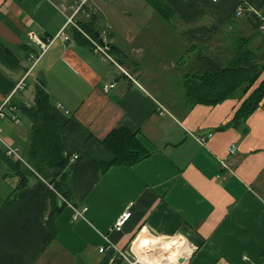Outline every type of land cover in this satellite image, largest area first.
Listing matches in <instances>:
<instances>
[{"label":"crops","instance_id":"obj_1","mask_svg":"<svg viewBox=\"0 0 264 264\" xmlns=\"http://www.w3.org/2000/svg\"><path fill=\"white\" fill-rule=\"evenodd\" d=\"M79 1L0 0V106L9 98L10 103L31 104L36 85L45 81L65 129L64 150L78 156L70 165L74 201L86 208L75 218V205H68L56 221V238L47 244L49 183L33 175L13 196L19 178L0 161V188L5 191L0 194V264H129L120 252L141 258V248L150 250L159 241L146 238L144 229L184 237L194 247L186 264H264V99L237 127L217 131L233 119L252 89L240 90L214 107L191 105L183 88L173 90L174 83L147 76L149 69L120 41L117 9L107 18L95 0H87L86 12L99 16L101 30L109 29L118 47L113 54L128 73L77 42L72 26L71 41L57 39L33 62L30 55H39L41 49L37 42L29 44V34L42 40L55 36L72 12L59 8ZM166 3L170 17H160L172 30L170 50L180 47L185 53L192 45L210 49L216 43L221 48L242 34L252 38L253 48L264 51V41L254 45L262 34L254 36L244 14L235 16L240 0ZM251 8L264 13V0H254ZM86 12L77 15L78 21L90 19ZM158 25L163 33L168 28L161 20ZM172 65L173 70L180 66ZM110 83L115 86L106 92L103 86ZM17 115L16 122L4 118L0 125L6 138L26 154L31 123ZM120 125L136 132L151 155L131 167L111 165L103 172L101 163L115 158L103 141ZM127 211L131 216L122 230H110Z\"/></svg>","mask_w":264,"mask_h":264},{"label":"trees","instance_id":"obj_2","mask_svg":"<svg viewBox=\"0 0 264 264\" xmlns=\"http://www.w3.org/2000/svg\"><path fill=\"white\" fill-rule=\"evenodd\" d=\"M253 2L254 0H240L238 7L244 9L243 14L251 21L256 36L261 33L264 13L255 12L251 8ZM148 3L160 16L165 19L170 17L166 0H148ZM235 16H238L236 12ZM78 23L80 29L72 28L74 38L77 42L91 47L90 38H98L102 28L99 25V16L92 14L89 20ZM251 42V37L240 34L233 37L230 43L224 44L225 51L222 54H214L209 51V47L192 45L189 51L195 49L197 54L191 56L189 61L185 57L181 58V63L189 65L182 78V87L185 99L191 105L214 107L233 98L240 90L250 92L252 89L233 119L218 127L217 131L225 130L229 125L237 127L241 119L254 113L264 99V51L253 48ZM112 46V52L115 53L118 47L114 44ZM24 47L27 51L28 45ZM5 48L11 52L9 48ZM10 104L15 107L16 114L31 122L29 146L26 154L23 152L22 155L25 162L7 156L0 147V161L19 178L13 196L28 186L29 178L33 175L40 176L49 183L48 209L45 214L49 229L46 243L49 244L58 234V217L69 204L76 206L70 178L72 156L63 147L65 129L54 112V100L46 90L44 80L36 85L34 101L31 104ZM103 142L115 157L110 163H101L103 172L111 165L131 167L151 155L138 139L137 133L123 125L115 127Z\"/></svg>","mask_w":264,"mask_h":264},{"label":"rangeland","instance_id":"obj_3","mask_svg":"<svg viewBox=\"0 0 264 264\" xmlns=\"http://www.w3.org/2000/svg\"><path fill=\"white\" fill-rule=\"evenodd\" d=\"M94 1V0H91ZM100 5L104 6L103 8V14L105 17L109 18L114 15L113 8H116L118 11V14H120L119 18L116 21V26L119 27L118 31L120 34V41H123L124 43H128V50L129 54L133 59L135 60H142V65L147 67L149 70H147V76L153 78V80H160L169 83H174L175 86L171 87L173 90H180L182 89L181 84V78L180 75L183 72H187L188 69V63L183 64L179 62V57L182 56L185 57L186 61H189V58L191 56H195L197 54L196 50L193 49L192 51L187 50L185 53L181 50V48H176L174 51L170 50V43L173 42L172 39H170V34L172 33V30L169 28L170 24H168L167 21L162 19L159 14H157L151 5L143 0H111L113 1V6L111 7L110 0H95ZM128 1V2H127ZM126 12L130 13V15L126 14ZM126 14V15H125ZM156 17L152 18L151 15H154ZM91 16V14L89 13ZM158 17V18H157ZM150 18V19H148ZM245 18V17H244ZM243 18V19H244ZM163 21L165 25L168 27L165 32L161 31V28L159 27L158 23L159 21ZM244 25H246L245 22H243ZM248 26V25H246ZM251 27V26H249ZM247 28V27H246ZM252 28V27H251ZM121 29V30H120ZM261 30V34L263 35V30ZM249 31V30H247ZM249 34V33H248ZM260 35L258 39H256L255 44L262 45L264 38ZM257 41L259 43H257ZM127 44V45H128ZM224 46V45H223ZM220 46L216 43L213 44L209 51L216 52L218 50H221L224 47L219 48ZM256 47V46H255ZM144 51H140V50ZM264 50V49H263ZM143 57V58H142ZM175 57V58H173ZM174 60V61H173ZM170 64H167L169 63ZM173 61V62H172ZM172 63H177L180 66L177 68V70H173L174 67ZM181 63V64H180ZM166 65H169L166 67ZM165 66V68H164ZM175 66V65H174ZM124 68V67H123ZM124 71L128 73V71L124 68ZM164 76H168V78L163 79ZM29 84V90L33 91L34 88V78L31 76L28 80ZM178 86V87H177ZM169 89V88H168ZM22 120L28 124L31 122L26 117H21ZM8 120V121H7ZM6 122L11 121L8 118H5ZM13 122V121H11ZM2 128V134L5 136V132L3 127ZM6 137V136H5ZM20 155H23L22 152L19 150ZM5 192V191H4ZM0 188V194L4 193ZM140 232H138L135 236L134 240L138 236ZM156 238H161L163 236H159L157 234H153ZM172 238L182 239L186 240L184 237L176 235ZM186 244L190 247L189 243L186 240ZM155 253L156 255L157 250L153 252V250H149L148 248H141L140 254L150 255ZM191 252L189 253V255ZM187 255V257L189 256ZM187 261V260H186ZM186 264V263H185Z\"/></svg>","mask_w":264,"mask_h":264},{"label":"built area","instance_id":"obj_4","mask_svg":"<svg viewBox=\"0 0 264 264\" xmlns=\"http://www.w3.org/2000/svg\"><path fill=\"white\" fill-rule=\"evenodd\" d=\"M86 2H87V0H81V1L77 2L76 5H74V6L62 5L59 8L63 13H65L69 10H72V12L70 15H67V20H66L64 26L58 32V34H56L55 36L48 38L46 40H42V39H39L34 32H31L29 34V37H30V43L29 44H31V41L37 42L38 45L40 46V49H41V53L39 55H36V56H34L32 54L30 55V59L33 60V62H37L40 59L41 55L44 54L57 39H61L64 42L71 41V35L68 32V27L72 26V28L80 29L78 19H77V15L81 12H86V8H85ZM236 13H237V15H241L244 13V9L242 7H238ZM86 15L88 17L90 16L89 13H87V12H86ZM261 29L264 31V24L261 25ZM90 41L92 43L91 48L96 54L105 58L109 62L116 65L121 71L125 72L123 66L118 62V60L116 59L115 55L112 52V49H113L112 44L113 43H112V39L109 36V29L108 28H103L100 31L98 38H93V39L90 38ZM27 75H28V73H27ZM114 86H115V83L104 84L103 89L106 92H108ZM14 108L15 107H12L10 104V98L7 99V101L2 106H0V119L8 118V119L16 122L19 118H18V115L14 112L15 111ZM159 109H160V112H159L160 114H164L166 111L164 108H162V106H159ZM201 140L204 142L205 137L201 138ZM0 147H2L5 150V153L7 156L22 160L23 162H25L23 156H21L19 153V149L17 147H15L13 145V143L10 140H8L2 134V128L1 127H0ZM229 150L232 154H234L236 152V146L234 144H232ZM77 157H78L77 155L72 156L71 161L75 160ZM69 205H72V204H69ZM73 209L75 210V218L82 216L83 213L86 211V208H83V207L73 206ZM130 216H131L130 211H127L124 214H122L121 216H119L116 219V221L112 224V226L110 227V230H114V231L122 230L123 226L129 220ZM149 234L154 236L153 233L149 232ZM193 248L194 247L191 246V249H193ZM100 251L101 252L105 251V247L100 248ZM120 253L125 259H127L129 264H143L142 262L139 261L138 257H134L131 259L128 255V252H120Z\"/></svg>","mask_w":264,"mask_h":264},{"label":"bare ground","instance_id":"obj_5","mask_svg":"<svg viewBox=\"0 0 264 264\" xmlns=\"http://www.w3.org/2000/svg\"><path fill=\"white\" fill-rule=\"evenodd\" d=\"M144 236L146 238H152L159 240L156 242L150 250L156 251L157 255L155 253L150 255L143 254L141 258H138L140 262L143 264H181L179 263V258L186 257L189 255L192 249L190 247L188 248L184 242L186 240L181 241L182 239H175L172 237H161L156 238L155 236H152L149 234L146 229H144ZM162 241V242H161ZM156 256V257H155Z\"/></svg>","mask_w":264,"mask_h":264},{"label":"water","instance_id":"obj_6","mask_svg":"<svg viewBox=\"0 0 264 264\" xmlns=\"http://www.w3.org/2000/svg\"><path fill=\"white\" fill-rule=\"evenodd\" d=\"M206 133H209V131L206 132ZM186 260H187L186 257H181V258H179V263H181V264H185V263H186Z\"/></svg>","mask_w":264,"mask_h":264}]
</instances>
